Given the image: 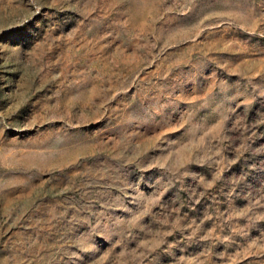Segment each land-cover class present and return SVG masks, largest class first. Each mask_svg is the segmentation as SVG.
I'll list each match as a JSON object with an SVG mask.
<instances>
[{
	"label": "rangeland",
	"instance_id": "374dc122",
	"mask_svg": "<svg viewBox=\"0 0 264 264\" xmlns=\"http://www.w3.org/2000/svg\"><path fill=\"white\" fill-rule=\"evenodd\" d=\"M0 264H264V0H0Z\"/></svg>",
	"mask_w": 264,
	"mask_h": 264
}]
</instances>
